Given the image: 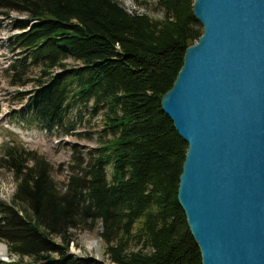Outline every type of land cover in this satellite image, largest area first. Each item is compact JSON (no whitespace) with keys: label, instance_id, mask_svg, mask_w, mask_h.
Here are the masks:
<instances>
[{"label":"trees","instance_id":"1","mask_svg":"<svg viewBox=\"0 0 264 264\" xmlns=\"http://www.w3.org/2000/svg\"><path fill=\"white\" fill-rule=\"evenodd\" d=\"M193 2L159 0L155 20L117 0H0V13L24 18L12 21L6 76L32 85L17 93L25 122L69 136L82 109L101 118L96 147L72 152L64 183L36 153L3 149L15 188L0 199V242L15 264H201L176 196L187 146L160 107L201 34ZM95 229L104 260L69 254L72 232Z\"/></svg>","mask_w":264,"mask_h":264},{"label":"water","instance_id":"2","mask_svg":"<svg viewBox=\"0 0 264 264\" xmlns=\"http://www.w3.org/2000/svg\"><path fill=\"white\" fill-rule=\"evenodd\" d=\"M192 15L201 34L160 100L187 146L177 202L201 264H264V0Z\"/></svg>","mask_w":264,"mask_h":264},{"label":"rangeland","instance_id":"3","mask_svg":"<svg viewBox=\"0 0 264 264\" xmlns=\"http://www.w3.org/2000/svg\"><path fill=\"white\" fill-rule=\"evenodd\" d=\"M117 1L128 13L133 11L146 14L155 20H160L163 17L158 4L159 0ZM14 19L21 20L24 18L17 14L0 13V155L3 154V149L9 145L34 152L51 164L53 177L58 182L64 183L67 178L66 165L71 160L72 152L78 150L83 154L96 147L95 132L101 128V118L99 115L95 118H89L88 112L82 109L81 116L83 119L77 121L74 133L69 136L51 133L34 122H25L21 113L25 109L26 102L25 99L18 98L17 93L30 90L32 85L11 86L6 76L7 68L17 58L18 54V51H11L12 46L10 44L14 34V30L11 28ZM197 28L201 30L199 24ZM66 64L67 69L77 66L70 60H66ZM56 73H60V70H57ZM73 147L76 148L73 149ZM14 188L11 175L5 171H0V199L8 202ZM99 231L100 229L91 232L84 230L72 232L73 241L69 245V254L77 258L93 257L104 260V246L99 238ZM55 242L60 243V240L55 239ZM0 245L6 255L0 258V262L15 264L18 258L9 256L4 243L0 242ZM23 261L29 262V259L24 258Z\"/></svg>","mask_w":264,"mask_h":264},{"label":"bare ground","instance_id":"4","mask_svg":"<svg viewBox=\"0 0 264 264\" xmlns=\"http://www.w3.org/2000/svg\"><path fill=\"white\" fill-rule=\"evenodd\" d=\"M91 244V243H90ZM88 250H90V249H88ZM6 255H5V252L3 251V248H2V246L0 245V258H2V257H5Z\"/></svg>","mask_w":264,"mask_h":264}]
</instances>
